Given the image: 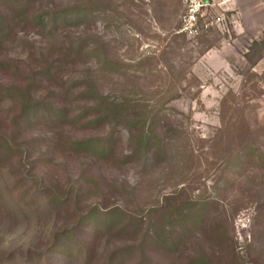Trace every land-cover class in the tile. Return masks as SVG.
Returning <instances> with one entry per match:
<instances>
[{
	"label": "rangeland",
	"instance_id": "rangeland-1",
	"mask_svg": "<svg viewBox=\"0 0 264 264\" xmlns=\"http://www.w3.org/2000/svg\"><path fill=\"white\" fill-rule=\"evenodd\" d=\"M28 1L29 13L71 8L73 15L55 34L21 24L0 60L24 76L0 71V83L24 86L47 52L70 44L61 81L44 82L33 96L69 119L21 122L19 102L0 101V133L13 148L4 147L0 164V262L29 264L27 250L45 251L51 234L73 225L76 206L50 207L46 193L74 186L89 188L78 193V212L96 204L161 210L154 221L163 217L180 244L174 253L149 252L150 264H264V0L253 1L248 36L225 13L219 29L196 39L177 33L182 0ZM76 82L119 113L87 125L94 98L77 97ZM105 137L112 160L69 149L68 139ZM135 242L102 233L93 264ZM139 263L138 255L126 262Z\"/></svg>",
	"mask_w": 264,
	"mask_h": 264
},
{
	"label": "trees",
	"instance_id": "trees-1",
	"mask_svg": "<svg viewBox=\"0 0 264 264\" xmlns=\"http://www.w3.org/2000/svg\"><path fill=\"white\" fill-rule=\"evenodd\" d=\"M32 9L28 0H0V55L6 53L8 46L17 37L21 24H27L42 29L47 34H55L62 25L72 17L71 8H64L54 14L42 10L39 14L29 13ZM53 44V48H55ZM51 49H49L50 51ZM47 51V50H46ZM60 54L53 55L47 52V58L39 69L29 72L24 86L16 85L4 86L0 83V101L5 98H15L20 106V121L28 122L43 117L48 122H53L59 126L67 123L69 116L65 111L57 109L45 101H38L33 98L34 92L39 85L44 82L61 81L63 68L66 61L71 58L72 46L63 44L60 46ZM50 57L54 59L49 60ZM0 71H10L14 75L23 77V73L18 67L7 61L0 60ZM74 83L73 91L77 97L93 96L91 105L87 108L93 112V116L87 121V125H98L112 115L119 113L118 107L107 101V99L96 92L93 87L90 89L80 88ZM83 119V115L77 116L75 121ZM17 126H19L17 124ZM70 141L69 149L75 153H85L96 156L101 160H112L115 157L114 143L109 137L102 139H83ZM148 142V141H147ZM154 143V142H153ZM160 144L155 140L156 146ZM142 147L145 154V147ZM11 151L10 138L0 133V164L6 157L5 148ZM13 149V148H12ZM125 158L130 159V156ZM146 161V157L143 158ZM46 190L45 188H43ZM46 196L49 198L48 206L59 209L76 206V221L72 226L62 227L57 232L51 234V242L45 251L27 250L24 254L29 264H93L96 255V242L102 233L115 234L117 236L130 235L134 245L115 248L107 253L106 264H126L129 258L137 256L139 264H150L148 261L149 252L174 253L178 250L180 237L177 233H167L164 231L163 217L159 222H155V214L160 209H148L146 212L130 211L119 206L113 208H102L93 205L83 207L78 212V193H88L89 188L71 186L62 193H53L47 189ZM82 191V192H81ZM166 213H164L165 215ZM168 221V215L166 214ZM171 223V222H170ZM175 223L182 225L184 222L178 217ZM136 254V255H135ZM0 256H4L0 253ZM11 260V258H9ZM5 260V259H4ZM0 262V264H9ZM199 262H205V257H200ZM1 261V260H0Z\"/></svg>",
	"mask_w": 264,
	"mask_h": 264
},
{
	"label": "built area",
	"instance_id": "built-area-1",
	"mask_svg": "<svg viewBox=\"0 0 264 264\" xmlns=\"http://www.w3.org/2000/svg\"><path fill=\"white\" fill-rule=\"evenodd\" d=\"M182 3L178 34L196 39L224 24L225 11L221 4H213L209 0H182Z\"/></svg>",
	"mask_w": 264,
	"mask_h": 264
},
{
	"label": "crops",
	"instance_id": "crops-1",
	"mask_svg": "<svg viewBox=\"0 0 264 264\" xmlns=\"http://www.w3.org/2000/svg\"><path fill=\"white\" fill-rule=\"evenodd\" d=\"M213 4H221V8L231 16V23L239 28V33L248 36V19L252 14L254 0H209Z\"/></svg>",
	"mask_w": 264,
	"mask_h": 264
}]
</instances>
